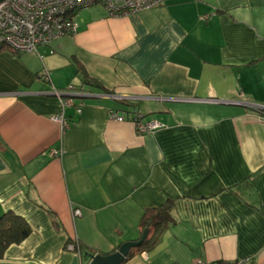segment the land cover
Here are the masks:
<instances>
[{"label":"crops","instance_id":"1","mask_svg":"<svg viewBox=\"0 0 264 264\" xmlns=\"http://www.w3.org/2000/svg\"><path fill=\"white\" fill-rule=\"evenodd\" d=\"M101 7L35 52L0 50V217L30 229L0 264H89L165 205L155 247L123 264H264V111L243 106L264 107V0ZM52 89L89 97L62 113ZM134 112L162 127L138 134Z\"/></svg>","mask_w":264,"mask_h":264},{"label":"built area","instance_id":"2","mask_svg":"<svg viewBox=\"0 0 264 264\" xmlns=\"http://www.w3.org/2000/svg\"><path fill=\"white\" fill-rule=\"evenodd\" d=\"M159 4L160 0H0V47L12 53L35 52L39 46L75 34L76 13L94 5L102 6L108 16L123 17L153 9ZM51 93L59 99L62 113L65 107L73 105L72 99L58 97L68 91L52 89ZM108 117L120 123L125 120L124 116L114 111H109ZM130 120L138 134L150 133L162 127L158 123H142V116L137 112L131 115ZM54 121L59 122L63 130L69 126L63 115L55 117ZM58 153L51 150L49 154L56 156ZM74 214L80 215V211L75 210ZM68 248L75 250L73 245ZM195 264L208 263L197 261Z\"/></svg>","mask_w":264,"mask_h":264},{"label":"trees","instance_id":"3","mask_svg":"<svg viewBox=\"0 0 264 264\" xmlns=\"http://www.w3.org/2000/svg\"><path fill=\"white\" fill-rule=\"evenodd\" d=\"M4 48L0 47V50ZM16 54V53H15ZM83 82L90 83L86 75L82 74ZM172 222L170 207L168 205L146 210L141 222V236L147 231V236L142 245L136 251H149L155 247L162 231ZM30 233L27 224L18 216L7 213L0 217V259L5 250L11 244H16L26 239ZM140 239V238H139ZM138 239V240H139ZM75 248V247H74ZM132 250L129 255L133 252ZM128 255V256H129ZM221 264V263H219Z\"/></svg>","mask_w":264,"mask_h":264},{"label":"water","instance_id":"4","mask_svg":"<svg viewBox=\"0 0 264 264\" xmlns=\"http://www.w3.org/2000/svg\"><path fill=\"white\" fill-rule=\"evenodd\" d=\"M49 95L57 98V96L54 93H49ZM58 97L84 99L89 96L81 95V94L61 93ZM243 106H247L248 108L255 111H264V107L248 106L247 104H244ZM146 236H147V231L145 230L138 241L124 243L119 247V249L116 252L108 256H101V255L90 256L89 264H123L126 258L128 257L129 253L132 250L138 249L142 245Z\"/></svg>","mask_w":264,"mask_h":264},{"label":"rangeland","instance_id":"5","mask_svg":"<svg viewBox=\"0 0 264 264\" xmlns=\"http://www.w3.org/2000/svg\"><path fill=\"white\" fill-rule=\"evenodd\" d=\"M102 8V7H101ZM102 9H104V8H102ZM105 10V9H104Z\"/></svg>","mask_w":264,"mask_h":264}]
</instances>
